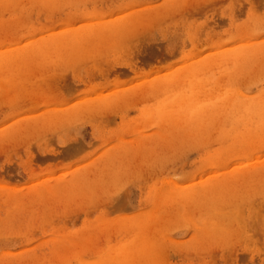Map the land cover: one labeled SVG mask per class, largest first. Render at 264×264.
<instances>
[{
	"label": "rangeland",
	"instance_id": "rangeland-1",
	"mask_svg": "<svg viewBox=\"0 0 264 264\" xmlns=\"http://www.w3.org/2000/svg\"><path fill=\"white\" fill-rule=\"evenodd\" d=\"M260 112L264 0H0V264H264Z\"/></svg>",
	"mask_w": 264,
	"mask_h": 264
},
{
	"label": "bare ground",
	"instance_id": "bare-ground-1",
	"mask_svg": "<svg viewBox=\"0 0 264 264\" xmlns=\"http://www.w3.org/2000/svg\"><path fill=\"white\" fill-rule=\"evenodd\" d=\"M196 99V98H195ZM188 101H190L191 102V104H193L192 105V110H191V113H193V112H195V111H197V110H199V108H200V106L198 105V103L196 102L195 103V100L194 99H190V100H188ZM187 101V102H188ZM190 102H188V103H190ZM213 103V102H212ZM230 106H232L233 107V102L232 103H230ZM212 107H213V105H212ZM215 109V108H214ZM226 109V108H225ZM234 109V108H233ZM218 112H219V110H217ZM222 111V110H221ZM198 113V112H197ZM201 114V113H200ZM200 114L199 115H197V116H200ZM204 114V113H203ZM255 114V113H254ZM259 114V118L260 119H262V121L264 120V112H260V113H258Z\"/></svg>",
	"mask_w": 264,
	"mask_h": 264
}]
</instances>
